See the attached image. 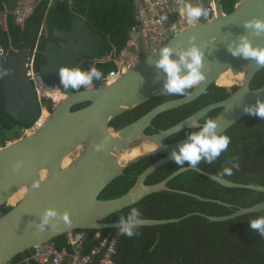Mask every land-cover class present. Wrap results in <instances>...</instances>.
<instances>
[{"label":"water","instance_id":"water-1","mask_svg":"<svg viewBox=\"0 0 264 264\" xmlns=\"http://www.w3.org/2000/svg\"><path fill=\"white\" fill-rule=\"evenodd\" d=\"M210 1L203 0L205 4ZM215 5L217 14L212 20L184 28L114 82L91 90L65 91L60 84L59 69L65 65L76 66L85 57H98L107 43L106 38L79 14L73 15L70 28L54 27L52 38L46 41L42 52L46 62L40 66V73L45 83L58 85L66 97L55 103L35 132L0 148V209L8 206L10 198L23 187L27 189L22 200L0 216V264L77 230L118 228L119 222L108 223L105 219L156 192L176 191L206 200L198 194L173 189L168 185L173 178L192 169L189 166L177 169L157 183L148 184L147 180L157 169L173 161L171 152L187 139L165 141L177 134V127L179 133L190 129L196 131L195 126L205 123L202 119L206 115L219 109L213 118L219 120V130L224 133L248 115L244 111L245 104H254L258 97L264 99V85L256 89L251 87L253 78L264 67L253 60L234 57L228 51L229 43L238 42L241 35H247L254 46L264 47V35L256 36L253 30L244 28L246 20L264 18V0H240L230 13L223 11L221 0H215ZM193 36L194 42L205 54L203 70L206 80L187 96L160 103L124 127H111V123L125 112L165 94L162 93L164 73L154 64L159 49L163 46L188 47ZM28 53L29 48L24 47L6 59L3 87L6 114L13 116L21 125L33 126L43 112L28 75ZM236 68L245 73V80L230 96L200 108L167 129L146 133L160 114L196 100L213 84L220 86L218 80ZM85 103L88 105L73 110L75 106ZM111 132L115 135L111 136ZM98 143H104L105 148L97 150L95 145ZM143 144L153 148L126 164L118 162L119 155ZM157 145L159 147L155 149ZM79 147L78 155L64 167V160L76 154ZM159 154L163 156L140 173L126 193L105 200L99 197L130 166ZM17 161H23L19 169L15 167ZM194 170L227 187L264 192V185L239 183L225 177L218 179V175L199 167ZM36 182L39 187H32ZM50 206L61 213L68 210L71 223L66 224L61 220L55 227L50 224L46 230L40 231L36 225L43 211ZM261 211H264V201L239 208L229 215L213 216L195 212L178 218H145L141 226L177 223L193 214L220 222Z\"/></svg>","mask_w":264,"mask_h":264},{"label":"trees","instance_id":"trees-1","mask_svg":"<svg viewBox=\"0 0 264 264\" xmlns=\"http://www.w3.org/2000/svg\"><path fill=\"white\" fill-rule=\"evenodd\" d=\"M239 1L221 0L223 11L232 12ZM49 3L50 0H43L39 4L24 29L15 23L12 15H9L7 21L0 27V45L6 48L11 47L13 52H16L24 47L32 50L38 43L36 67L39 70L41 64L45 62L42 55L45 43L52 38L54 27L70 28L73 15L79 14L93 28L101 32L107 43L98 57H85L76 66L87 69L95 65L103 72L104 78L101 81H94L92 88L103 86L105 79L116 70V58L129 39L130 29L134 23L135 0H55L51 6ZM5 8L10 10L14 8L12 0H0V10ZM43 25L45 32L40 36ZM3 73L4 60H0L1 146L7 145V141L13 139L22 128L31 127V125H21L13 116L6 114ZM219 84L220 86L216 84L210 86L196 100L160 114L154 119L153 125L146 130V133L152 134L177 124L200 108L224 100L238 89V84L240 85V83L228 80ZM262 85H264V68L255 75L251 87L256 89ZM179 97L183 96L163 94L152 98L117 117L111 123V127L119 129L137 120L158 104ZM46 103L49 111H52L54 104L51 100H46ZM86 105L88 103L77 105L73 110ZM219 111L218 109L210 112L202 119V122L215 117ZM191 131L195 130L182 131L165 141L181 140ZM224 134L231 138L228 150L212 164L201 162L198 167L218 175L224 166H230L231 158L236 157L240 164L239 170H234L232 176H225V178L239 183L264 185V120L257 116L246 115ZM162 156L161 154L149 156L130 166L121 177L103 190L99 197L109 199L123 195L135 183L138 175ZM179 168L181 167L171 161L151 174L147 183L162 181ZM168 185L173 189L198 194L206 200L176 191L164 190L150 194L140 202L111 214L105 221L119 222V217L126 216L132 207L141 210L142 219H166L178 218L195 212L213 216L229 215L239 208L250 207L264 201V192L227 187L194 169L187 170L173 178ZM11 208V206L2 207L0 214L6 213ZM261 215H264V211L226 221L212 222L203 215L193 214L177 223L141 226L138 235L130 238L122 234L119 237L117 254L114 259L116 264H264V237L249 228V220ZM86 232L88 237L84 254L90 253L105 237L117 235L119 229L106 228L86 230ZM98 234H100L99 237ZM53 242L58 249L66 248L69 253H72L67 234L57 237ZM32 251L19 254L13 259V263L38 264L30 259ZM99 259L101 257L96 258L97 261ZM63 264L72 263L66 260Z\"/></svg>","mask_w":264,"mask_h":264},{"label":"clouds","instance_id":"clouds-1","mask_svg":"<svg viewBox=\"0 0 264 264\" xmlns=\"http://www.w3.org/2000/svg\"><path fill=\"white\" fill-rule=\"evenodd\" d=\"M180 13L186 16L187 22L190 25L196 24L201 17L206 16L204 9L199 6H193L191 3H185L183 8L180 9ZM244 28L253 30L256 36L264 35V18L253 17L246 20ZM194 41L195 36L190 37L188 47L163 46L159 49L158 58L154 61V64L156 68L162 70L164 73L162 93L174 96H187L192 89L198 88V86L206 80V73L203 70L205 54L202 48ZM7 49H11L10 55L15 53L11 47ZM228 51L234 57L253 60L256 64L264 67V47L259 45L254 46L252 40L249 39L247 35H241L238 38V42L233 41L229 43ZM7 58H0V60H4L5 63ZM38 72L40 73V69ZM59 77L60 84L65 91L70 89L79 91L80 89L91 90L93 82L101 81L104 75L95 65L87 69L65 65L60 67ZM47 87H55L60 90L58 85H49ZM55 90L56 89L53 91ZM52 99L54 98L51 95L50 97L42 99V102L39 100L42 105L43 114L45 111L48 113L51 112L48 109L46 100H51L54 104V108L55 101ZM244 111L250 116H257L261 120H264V99L258 97L254 104H245ZM33 126L31 125V128ZM195 127L198 130L188 133L187 139L179 144L178 149H173L171 152V159L181 168H183L186 163L189 168L192 169H196L201 162L212 164L222 153L228 150L231 143L230 136L219 130V120L216 118H209L205 123L196 125ZM179 131L180 129L177 127L176 132L179 133ZM95 147L97 150H101L105 148V145L104 143H98ZM158 147L159 145L155 146V149ZM22 163L23 161H17L15 167L19 169ZM229 163L230 166H224L219 172L218 179L225 176H232L234 170H239L240 164L238 158H231ZM32 187H39V183H34ZM61 220L66 224H70V212L65 210L61 213L56 207L50 206L43 211L39 223L36 226L40 231H44L50 224L52 227H55ZM141 225V210L137 207H132L126 216L119 217V224L117 227L121 234L131 238L138 235V230ZM249 228L257 232L261 237H264V215L249 220Z\"/></svg>","mask_w":264,"mask_h":264},{"label":"built area","instance_id":"built-area-1","mask_svg":"<svg viewBox=\"0 0 264 264\" xmlns=\"http://www.w3.org/2000/svg\"><path fill=\"white\" fill-rule=\"evenodd\" d=\"M43 0H12L14 8L0 10V27L12 15L15 23L22 29L25 28L27 21L34 14L36 8ZM55 0H50L49 6ZM185 3L199 6L206 12L205 17H201L196 24L190 25L186 16L180 13ZM215 0L205 4L203 0H135L134 23L130 29V36L126 46L120 51L116 58V70L113 71L104 81L116 80L120 75L128 72L140 60L142 55L150 54L162 46L166 41L178 35L184 28L210 21L216 16ZM45 32V26L41 28L40 36ZM11 49L0 45V58H7ZM39 52V44L29 51L27 55V69L30 79L34 82L39 100L51 96V88L44 87L39 81L40 73L37 70L36 62ZM120 231L115 236L105 237L100 244L84 254L87 233L76 231L69 233L68 242L72 248L69 253L66 248L60 250L55 243L50 242L32 249L31 260L38 264H63L69 260L72 264H116L115 255L117 254V243ZM100 235H98L99 237ZM97 257H101L98 261ZM4 264H14L7 262Z\"/></svg>","mask_w":264,"mask_h":264},{"label":"bare ground","instance_id":"bare-ground-1","mask_svg":"<svg viewBox=\"0 0 264 264\" xmlns=\"http://www.w3.org/2000/svg\"><path fill=\"white\" fill-rule=\"evenodd\" d=\"M38 79V81L45 87H47V86H49V85H47L44 81H43V78H37ZM224 80H228L229 82H237V83H240V84H242V82L245 80V73L242 71V70H240L239 68H236V69H233V70H231V71H229V72H227L225 75H223V77L222 78H220L219 80H218V83H221L222 81H224ZM113 81H115V80H111L110 81V83L111 82H113ZM51 89L52 90H50V92H51V95L53 96V98L56 100V98H55V94H52V91L55 89V87H51ZM62 92V91H61ZM62 100V99H61ZM61 100H56V101H61ZM48 115H49V113L48 112H46ZM44 118V114H43V117L36 123V124H38V123H40L39 124V126L40 125H42L43 124V122L45 121H43L42 123L40 122L42 119ZM47 118V117H46ZM45 118V119H46ZM35 125V124H34ZM39 128V127H38ZM36 131V130H35ZM34 131V132H35ZM115 134H114V132H111V136H114ZM151 148H153L152 146H150V145H147V144H143L142 146H140V147H135V148H133V149H131L130 151H128L127 153H123V154H121V155H119V157H118V162L120 163V164H126L130 159H133V158H131V157H133V156H138V155H140V154H142V153H144V152H146L147 150H149V149H151ZM79 150H80V147H79V149H77V151H76V154L74 153V154H72V155H74V157H76L78 154V152H79ZM69 157V156H68ZM67 157V158H68ZM122 159H123V161H122ZM64 166V165H63ZM64 167H67V166H64ZM21 191H24V195H25V193H26V191H27V189L26 188H22L21 190H19L13 197H11L10 198V200H9V205L8 206H10V204H12L11 205V207L13 206V205H16L18 202L17 201H20V199H21V196H20V192ZM24 196H22V198H23ZM119 197V196H118ZM116 198V197H115ZM16 199V200H15ZM109 199H111V198H109ZM22 200V199H21ZM105 200V199H104ZM1 210V209H0ZM0 216H1V214H0ZM77 231H85L86 232V230H77ZM74 232H76V231H74ZM71 233H73V232H71ZM87 233V232H86ZM67 235H69V233L67 234ZM100 235V234H99ZM121 236V235H120ZM119 236V237H120ZM87 237H88V233H87ZM53 242V241H52ZM50 243V242H49ZM54 243V242H53ZM10 262H13V260L12 261H10Z\"/></svg>","mask_w":264,"mask_h":264},{"label":"rangeland","instance_id":"rangeland-1","mask_svg":"<svg viewBox=\"0 0 264 264\" xmlns=\"http://www.w3.org/2000/svg\"><path fill=\"white\" fill-rule=\"evenodd\" d=\"M147 55H149V53L148 54H144V55H142V57H141V59L142 58H144L145 56H147ZM113 80V79H112ZM234 85H236V84H234ZM233 85V86H234ZM53 101H55V103H57L58 101H56V100H59V99H56V100H54V99H52ZM45 112H47V111H45ZM45 118L46 117H44L40 122L42 123L44 120H45ZM40 124V123H39ZM39 125H36V126H34V127H30V128H25V129H21V131L20 132H18L17 133V135L13 138V139H9L8 141H7V143L8 144H10V143H13L14 141H18V140H20L21 138H24L26 135H29V134H32L34 131H35V129H36V127H38ZM1 147H3V146H1L0 145V148ZM12 204H10V206H11ZM99 235V234H98Z\"/></svg>","mask_w":264,"mask_h":264},{"label":"flooded vegetation","instance_id":"flooded-vegetation-1","mask_svg":"<svg viewBox=\"0 0 264 264\" xmlns=\"http://www.w3.org/2000/svg\"><path fill=\"white\" fill-rule=\"evenodd\" d=\"M45 62H46V59H45ZM44 62V63H45ZM42 65V64H41ZM114 82V81H113ZM56 90L55 91H52V94H55V98L56 99H59V100H61V99H63V98H65L66 97V94L65 93H63V92H61V90H59V89H57V88H55ZM87 106V105H86ZM48 116V114L46 113V112H44V117H47ZM36 125H39V123L38 124H35L34 126H36ZM33 126V127H34ZM39 127V126H38ZM124 127V126H123ZM23 129V128H22ZM25 129V128H24ZM36 130V129H35ZM135 156H133V157H131V158H134ZM74 160V155H70L68 158H66L65 160H64V162H63V165L64 166H68L72 161ZM20 196H21V199H22V196H24V191H21L20 192ZM20 199V200H21ZM16 200V199H15ZM17 202H19V201H17Z\"/></svg>","mask_w":264,"mask_h":264},{"label":"crops","instance_id":"crops-1","mask_svg":"<svg viewBox=\"0 0 264 264\" xmlns=\"http://www.w3.org/2000/svg\"><path fill=\"white\" fill-rule=\"evenodd\" d=\"M122 161H123V159H122Z\"/></svg>","mask_w":264,"mask_h":264}]
</instances>
